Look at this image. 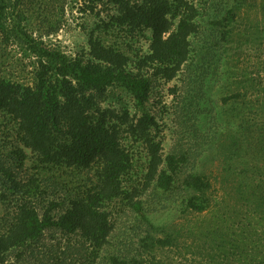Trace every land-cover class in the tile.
Listing matches in <instances>:
<instances>
[{
    "label": "trees",
    "instance_id": "obj_1",
    "mask_svg": "<svg viewBox=\"0 0 264 264\" xmlns=\"http://www.w3.org/2000/svg\"><path fill=\"white\" fill-rule=\"evenodd\" d=\"M90 1L113 5L117 10L112 20L100 27L150 29V51L133 58L106 44L93 31L87 52L74 57L66 55L27 33L23 15L17 13L23 0H0V34L21 40L37 59V70L30 84L0 76V197L4 202L15 203L13 216L0 228V264H18L14 258L36 248L46 231L53 229L77 236L81 245L90 246L93 257L88 264H162L157 253L168 247L181 254L182 232H159L163 228L151 219L157 208L146 205L144 199L162 194L172 200L181 198L183 211L209 210L213 203V181L199 163L205 159L212 142L221 146L226 173L235 179L236 191L248 207L247 212L255 206L264 211V168L252 170L249 165L253 161L243 166L238 162L243 155L253 152L245 149L252 144L264 150V98L250 99L248 86L223 98L224 104L238 111L240 104L247 107L240 129L246 146H241V139L238 141L211 114L208 123L194 129V141L182 143L167 155L156 117L145 111L153 76L172 80L189 70L190 76L193 78V74L196 82L203 84L198 77H208L219 46L230 41L236 8L230 6L224 13L220 8L211 20L214 38L210 45L209 41L204 43L203 60L208 67L203 62L201 70L193 60L192 40L202 31L201 12L191 0ZM248 84L264 90L261 81ZM114 86L131 93L137 107L143 110L140 116L104 107L107 93ZM12 123L14 132L9 128ZM187 127L190 129V125ZM126 133L127 138L140 141L146 149V170L140 187L127 184L134 157L124 143ZM26 148L35 153L37 164L44 169L66 168L88 173L94 170L93 178L79 191L41 204L40 199L44 201L47 193L42 178L22 177L28 157ZM114 206L119 207L117 211ZM128 211L132 212L129 221L125 220L129 224L118 226L117 214ZM241 225V232H227L232 225L215 226L208 232L214 240H220L218 247L226 264L230 259L229 242L239 241L241 244L234 246L241 249L246 259L242 263L240 257L239 264H264V255L248 254L245 248L251 246L250 240L258 232L251 222ZM226 236L238 237L239 241L229 238L226 246Z\"/></svg>",
    "mask_w": 264,
    "mask_h": 264
},
{
    "label": "rangeland",
    "instance_id": "obj_2",
    "mask_svg": "<svg viewBox=\"0 0 264 264\" xmlns=\"http://www.w3.org/2000/svg\"><path fill=\"white\" fill-rule=\"evenodd\" d=\"M200 8L201 32L193 37V60L199 63L203 70V60L206 54L205 41L212 42L213 31L211 20L223 8L234 6L237 16L232 23V35L229 42L219 46L215 61L210 64L208 77L199 76L203 84L195 76H190L189 70L180 72L174 79L166 80L159 76L152 77V91L145 111L152 113L158 122V132L163 141L164 155L180 148L182 143L194 141V129L204 126L212 117L216 116L219 124L229 129L241 146H246V139L240 137L243 118H246L247 107L240 104L239 111L234 106L224 104L223 98L234 94L237 90H245L248 86L251 97L255 101L258 96L264 98V90L251 88L248 84L257 81L263 82L264 88V0H191ZM17 13L23 15L22 24L31 36L44 40L49 46L66 55L76 56L89 49L91 32L101 36L108 45L115 46L138 59L140 55L150 51L152 31L144 29L132 31L128 27L118 25L109 28L100 27L110 22L117 13L113 5L93 4L90 0H23L22 7ZM212 55L209 56L211 60ZM192 60V61H193ZM190 60V62H192ZM37 70L35 55L15 38H5L0 34V76L14 78L25 84L33 82ZM197 78V79H198ZM256 86V85H255ZM200 96V97H199ZM104 107H110L118 112L128 110L130 115L140 116L143 110L137 107L131 93L121 86L109 89ZM190 120V121H189ZM6 121V120H5ZM190 125V129L187 127ZM247 126V124H246ZM12 132L13 123L9 125ZM244 128V127H243ZM228 135V134H226ZM124 143L134 157V167L128 178V185L141 186L146 170L147 153L145 146L139 141L127 138ZM257 144V143H256ZM259 145V144H258ZM260 146V145H259ZM251 151L248 156H242L238 161L243 166L253 161L249 166L252 170L264 168V150L255 144L245 148ZM244 149V150H245ZM256 149V150H254ZM260 150V151H259ZM28 157L25 160L22 177L37 175L42 178L45 190V200L65 198V196L79 191L81 187L93 178L95 171H79L72 169H44L37 164L36 155L30 148H26ZM225 157L221 146L217 142L210 144V150L199 166L213 181V203L209 210L203 213L183 211L181 198L168 199V196L159 194V197L146 198L145 203L157 209L151 213V219L163 229L159 232H182L181 254L179 250L168 247L160 250L157 260L162 264H226L222 251L218 247L220 240H214L208 230L215 226L225 228L232 225L227 232H241V223L251 222L254 233L251 246L246 245L248 254L264 255V211L255 206L251 212L244 206L236 191V181L227 175ZM23 178V179H24ZM89 181V182H88ZM39 203V199H38ZM13 202H4L0 197V228L14 214ZM40 204V205H41ZM125 208L124 204L119 202ZM165 206V207H164ZM118 206H114L117 211ZM128 209V208H127ZM132 212L117 214L118 226L129 224ZM126 220V221H125ZM161 234V233H160ZM226 236L225 245L229 238ZM237 238L239 241L238 237ZM77 236H68L60 230H47L43 240L36 248L30 249L18 260V264H88L93 257L91 247L80 244ZM240 242V241H239ZM239 242H229V264H239L240 257L244 263L245 255L236 246ZM236 245V246H234ZM226 247L222 248L225 249ZM241 255V256H240Z\"/></svg>",
    "mask_w": 264,
    "mask_h": 264
}]
</instances>
